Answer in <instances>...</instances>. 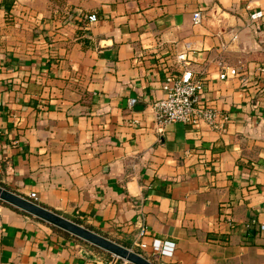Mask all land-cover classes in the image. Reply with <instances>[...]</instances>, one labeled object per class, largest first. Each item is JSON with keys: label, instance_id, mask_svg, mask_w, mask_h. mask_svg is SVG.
Masks as SVG:
<instances>
[{"label": "crops", "instance_id": "obj_1", "mask_svg": "<svg viewBox=\"0 0 264 264\" xmlns=\"http://www.w3.org/2000/svg\"><path fill=\"white\" fill-rule=\"evenodd\" d=\"M261 65L264 0H0V184L156 264H264ZM186 67L223 128L158 130L151 102ZM14 207L0 264H130ZM154 237L172 254L138 246Z\"/></svg>", "mask_w": 264, "mask_h": 264}, {"label": "built area", "instance_id": "obj_2", "mask_svg": "<svg viewBox=\"0 0 264 264\" xmlns=\"http://www.w3.org/2000/svg\"><path fill=\"white\" fill-rule=\"evenodd\" d=\"M261 13L260 10L254 11L251 16L258 17ZM201 15L200 10L194 11V22H199ZM96 17L94 12L87 15L90 21L95 20ZM180 57L184 58L182 55ZM258 70L264 71V66H259ZM229 74H239L238 68L236 66L222 68L219 77L226 78ZM162 88L165 95L151 102L158 130H163L166 124L173 121H180L194 127H197L201 122H206L214 128H223L228 115L211 104L199 101V94L205 89V79L202 75L189 67L178 72H168L162 80ZM26 197L34 200L36 192L31 191ZM260 228L264 229V223L260 225ZM141 233H144L142 228ZM138 246L142 249L150 247L152 253L171 255L174 242L162 241L160 238L154 237L150 243L141 241Z\"/></svg>", "mask_w": 264, "mask_h": 264}, {"label": "water", "instance_id": "obj_3", "mask_svg": "<svg viewBox=\"0 0 264 264\" xmlns=\"http://www.w3.org/2000/svg\"><path fill=\"white\" fill-rule=\"evenodd\" d=\"M0 199L132 264H156L142 253L0 184Z\"/></svg>", "mask_w": 264, "mask_h": 264}, {"label": "trees", "instance_id": "obj_4", "mask_svg": "<svg viewBox=\"0 0 264 264\" xmlns=\"http://www.w3.org/2000/svg\"><path fill=\"white\" fill-rule=\"evenodd\" d=\"M0 201H2V200L0 199ZM2 202H3L4 204L10 205V204H8V203H6V202H4V201H2ZM13 207H14V206H13ZM14 208L17 209V210H19V211H21V212H24V211H22V210H20V209H18V208H16V207H14ZM25 213H26V212H25ZM27 214H28V213H27ZM29 215H30V214H29ZM36 219H39V218H36ZM39 220H41V219H39ZM73 220H75V221L81 223V221L78 220V219H73ZM41 221H42V220H41ZM87 226H88V225H87ZM51 227H52L55 231H57L58 233L64 235L65 237H69V238H72V239H74V240H78V241H80V242H83V243L87 244L88 246H90V247H92V248H95V249H97V250L103 251L106 255L111 256V253H110V252H108V251H106V250H102V249L98 248L97 246H95V245H93V244H91V243H89V242H87V241H85V240H82L81 238H79V237H77V236H74V235L70 234V233L67 232V231H64V230H62V229H60V228H58V227H56V226H53V225H51ZM118 242H120V243H122V244H124V245H126V246H128V247H130V243H129V242H126V241H125V242H123V241H118ZM134 250H136V251L142 253L139 249H135V248H134ZM142 254H143V253H142ZM143 255H145L146 257H148L146 254H143ZM129 263H130V262H129ZM130 264H132V263H130Z\"/></svg>", "mask_w": 264, "mask_h": 264}]
</instances>
